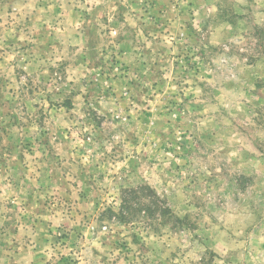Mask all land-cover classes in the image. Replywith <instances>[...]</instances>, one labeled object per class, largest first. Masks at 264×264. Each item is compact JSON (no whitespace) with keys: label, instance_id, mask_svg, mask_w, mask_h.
Instances as JSON below:
<instances>
[{"label":"rangeland","instance_id":"rangeland-1","mask_svg":"<svg viewBox=\"0 0 264 264\" xmlns=\"http://www.w3.org/2000/svg\"><path fill=\"white\" fill-rule=\"evenodd\" d=\"M0 264H264V0H0Z\"/></svg>","mask_w":264,"mask_h":264},{"label":"trees","instance_id":"trees-1","mask_svg":"<svg viewBox=\"0 0 264 264\" xmlns=\"http://www.w3.org/2000/svg\"><path fill=\"white\" fill-rule=\"evenodd\" d=\"M150 188L148 187H138V188H130V189H125V193H131L132 195H137L134 197V199L132 198H128L127 195L123 196L121 198V202H120V219H124L126 216V212L127 210H131L132 207V202H134L135 206L138 207V211L142 212V215L148 217L149 216H153L154 215V209L155 210H159L160 215H168L170 213L169 208L166 206V204L164 205V203L162 201L161 204H163V207H155L157 206L156 203L158 202V198L157 195H155L154 193H150L148 200H143V198H146V194H141L143 193V191H148ZM138 193V194H137ZM154 197H152V196ZM134 200V201H132ZM132 201V202H131Z\"/></svg>","mask_w":264,"mask_h":264}]
</instances>
